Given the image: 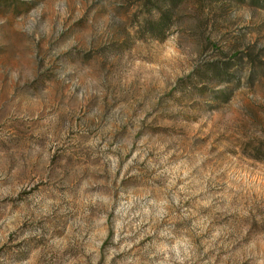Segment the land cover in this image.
I'll use <instances>...</instances> for the list:
<instances>
[{"label":"rangeland","instance_id":"rangeland-1","mask_svg":"<svg viewBox=\"0 0 264 264\" xmlns=\"http://www.w3.org/2000/svg\"><path fill=\"white\" fill-rule=\"evenodd\" d=\"M0 264H264V0H0Z\"/></svg>","mask_w":264,"mask_h":264}]
</instances>
